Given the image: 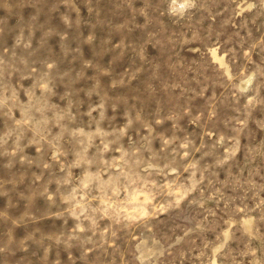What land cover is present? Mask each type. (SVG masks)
<instances>
[{"label": "rangeland", "instance_id": "374dc122", "mask_svg": "<svg viewBox=\"0 0 264 264\" xmlns=\"http://www.w3.org/2000/svg\"><path fill=\"white\" fill-rule=\"evenodd\" d=\"M0 264H264V0H0Z\"/></svg>", "mask_w": 264, "mask_h": 264}]
</instances>
